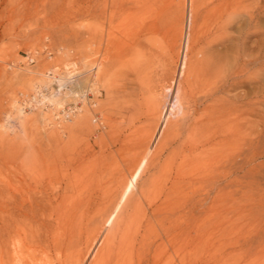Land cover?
<instances>
[{"label": "rangeland", "instance_id": "374dc122", "mask_svg": "<svg viewBox=\"0 0 264 264\" xmlns=\"http://www.w3.org/2000/svg\"><path fill=\"white\" fill-rule=\"evenodd\" d=\"M0 264H264V0H0Z\"/></svg>", "mask_w": 264, "mask_h": 264}, {"label": "built area", "instance_id": "2783aa9c", "mask_svg": "<svg viewBox=\"0 0 264 264\" xmlns=\"http://www.w3.org/2000/svg\"><path fill=\"white\" fill-rule=\"evenodd\" d=\"M39 55H44L47 59L52 57V53L47 47H44L41 53L38 51L25 53L24 59L27 66L33 67ZM67 68L71 75L66 80L63 79L66 72L64 66H52L47 69L44 73L45 81L43 83H36L30 92L17 94L14 102L16 109L22 114L41 112L48 115L56 123L72 118L76 114L77 108L81 107L80 103L56 104V101H60L69 85L75 81V71L71 62ZM91 100L93 101L92 96L88 97V101ZM91 106H94V102H91Z\"/></svg>", "mask_w": 264, "mask_h": 264}, {"label": "bare ground", "instance_id": "6f19581e", "mask_svg": "<svg viewBox=\"0 0 264 264\" xmlns=\"http://www.w3.org/2000/svg\"><path fill=\"white\" fill-rule=\"evenodd\" d=\"M73 68H74V67H73ZM74 73H75V72H74ZM84 80H85V79H84ZM71 84H72V83H71ZM71 84H70V85H71ZM70 85H69V87H70ZM69 87H68V89H69ZM86 89H87V91H86V92L83 91V93L78 97V100L81 102V104H84V103H85V100L88 99V97H90L91 95L95 96V94L92 92V91L95 89V86H94V85H91V86L87 87ZM84 93H85V94H84ZM96 95H97V93H96ZM97 96H98V95H97ZM76 100H77V99H76ZM80 102L77 101V103H80ZM56 104L59 105V104H66V103H62V102H58V101H56ZM74 104H76V103H74ZM79 111H80V107L77 108V112H76V114H77ZM62 122H65V121H62ZM247 164H249V162H248ZM243 167H245V166L239 167L238 169L244 170L245 168H243Z\"/></svg>", "mask_w": 264, "mask_h": 264}]
</instances>
